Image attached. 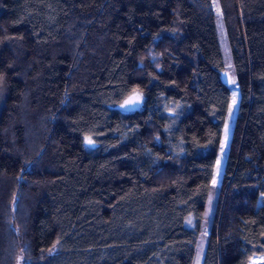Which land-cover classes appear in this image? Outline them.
<instances>
[{
    "label": "trees",
    "instance_id": "16d2710c",
    "mask_svg": "<svg viewBox=\"0 0 264 264\" xmlns=\"http://www.w3.org/2000/svg\"><path fill=\"white\" fill-rule=\"evenodd\" d=\"M214 3L202 264L264 257V0H0V264L193 263Z\"/></svg>",
    "mask_w": 264,
    "mask_h": 264
},
{
    "label": "rangeland",
    "instance_id": "374dc122",
    "mask_svg": "<svg viewBox=\"0 0 264 264\" xmlns=\"http://www.w3.org/2000/svg\"><path fill=\"white\" fill-rule=\"evenodd\" d=\"M212 12H213V18L215 21L220 51H221V55H222V60L224 63V72L231 76L232 67L230 64V59L228 56L224 32L222 29L221 21L219 18L218 7H217L216 3H214V5H213V11ZM229 86L231 87V100H230V106H229L228 113H227L226 122L224 124L223 129H222V137H221L219 153H218V157L216 159L214 172H213V179L211 182L212 187H213V191L209 194V196L207 198L205 210H204V214H203V219L199 223L200 231H199V234H198L197 240H196V248H195L194 259H193L192 264H202V261H203V256H204V252H205V248H206L207 231L209 228L211 216H212L213 211H214L216 194H217V190L219 188L220 180H221L222 173H223L225 155L227 152L228 143H229V139H230V135H231L233 119L235 117V113H236V109H237L238 96H239L238 90H237L236 86H234L233 81L230 82ZM234 96L236 97L235 104L233 103V97ZM89 140H91V139L90 138L84 139V141L87 145L93 146L94 145L93 142L90 144L88 142ZM189 226H194L192 221H190ZM19 261H20V259H18L16 261V263H18ZM263 261H264V257L258 256L256 258H253L252 260H250L249 264H262Z\"/></svg>",
    "mask_w": 264,
    "mask_h": 264
},
{
    "label": "water",
    "instance_id": "95a60500",
    "mask_svg": "<svg viewBox=\"0 0 264 264\" xmlns=\"http://www.w3.org/2000/svg\"><path fill=\"white\" fill-rule=\"evenodd\" d=\"M221 78H222L223 82L226 84H228L230 82V78H229L228 74H226V73H224ZM129 102H130V100L126 101V103H129Z\"/></svg>",
    "mask_w": 264,
    "mask_h": 264
},
{
    "label": "snow or ice",
    "instance_id": "6c2138e0",
    "mask_svg": "<svg viewBox=\"0 0 264 264\" xmlns=\"http://www.w3.org/2000/svg\"><path fill=\"white\" fill-rule=\"evenodd\" d=\"M235 102H236V97L234 96V97H233V103L235 104ZM122 106H123V105H122ZM88 142H89L90 144L92 143L91 140H89Z\"/></svg>",
    "mask_w": 264,
    "mask_h": 264
},
{
    "label": "crops",
    "instance_id": "0c3cea01",
    "mask_svg": "<svg viewBox=\"0 0 264 264\" xmlns=\"http://www.w3.org/2000/svg\"><path fill=\"white\" fill-rule=\"evenodd\" d=\"M256 257H258V256H256ZM256 257H252L250 260H252L253 258H256ZM250 262V261H249ZM249 264V263H248Z\"/></svg>",
    "mask_w": 264,
    "mask_h": 264
}]
</instances>
